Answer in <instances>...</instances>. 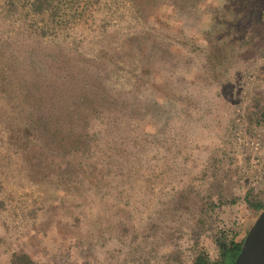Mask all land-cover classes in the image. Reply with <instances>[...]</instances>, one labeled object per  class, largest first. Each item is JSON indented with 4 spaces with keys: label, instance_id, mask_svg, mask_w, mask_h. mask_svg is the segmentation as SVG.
<instances>
[{
    "label": "rangeland",
    "instance_id": "1",
    "mask_svg": "<svg viewBox=\"0 0 264 264\" xmlns=\"http://www.w3.org/2000/svg\"><path fill=\"white\" fill-rule=\"evenodd\" d=\"M32 2L0 0V264H225L264 204V0Z\"/></svg>",
    "mask_w": 264,
    "mask_h": 264
},
{
    "label": "trees",
    "instance_id": "2",
    "mask_svg": "<svg viewBox=\"0 0 264 264\" xmlns=\"http://www.w3.org/2000/svg\"><path fill=\"white\" fill-rule=\"evenodd\" d=\"M254 1L255 0H243L242 4L240 6L239 11H243V7H248L247 8L248 12H246V14L244 16V18L247 20L252 19L250 12L253 10ZM51 3L53 4V0H34V2H32L33 8L36 9V11L40 12V13H46L47 11H49L50 7H51ZM241 18L243 20H245L243 18V16ZM210 45H211V47H210V52H211L210 61L214 63V62H216V59H217L215 56V53L218 49V45H216V44L214 46H213V44H210ZM46 120L48 121L47 114H46ZM87 124H88V121H86V125ZM84 131H85V128H84ZM95 165H96V167L98 166V164H95ZM94 186L98 187V185H96V184ZM254 207L257 210H262L264 208V204H262V203L255 204ZM243 240H240V241L231 240L230 247L228 249V259L226 260L225 264H233V261L235 260L238 253L241 250ZM16 258H17V260L23 259L25 261H28L29 264H34L28 254L16 255ZM191 264H211V263L209 261L208 256L205 253H199L195 256V258Z\"/></svg>",
    "mask_w": 264,
    "mask_h": 264
},
{
    "label": "water",
    "instance_id": "3",
    "mask_svg": "<svg viewBox=\"0 0 264 264\" xmlns=\"http://www.w3.org/2000/svg\"><path fill=\"white\" fill-rule=\"evenodd\" d=\"M233 264H264V208L245 236Z\"/></svg>",
    "mask_w": 264,
    "mask_h": 264
}]
</instances>
